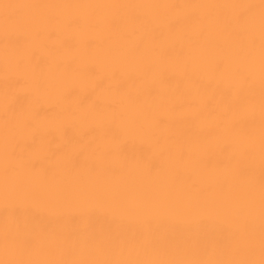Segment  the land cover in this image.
<instances>
[{
    "label": "bare ground",
    "instance_id": "6f19581e",
    "mask_svg": "<svg viewBox=\"0 0 264 264\" xmlns=\"http://www.w3.org/2000/svg\"><path fill=\"white\" fill-rule=\"evenodd\" d=\"M0 264H264V0H0Z\"/></svg>",
    "mask_w": 264,
    "mask_h": 264
}]
</instances>
